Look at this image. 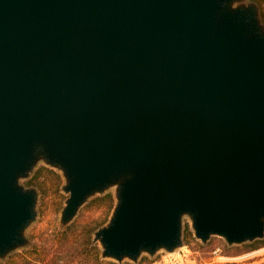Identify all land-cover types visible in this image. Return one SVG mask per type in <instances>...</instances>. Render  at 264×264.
<instances>
[{
	"label": "water",
	"instance_id": "1",
	"mask_svg": "<svg viewBox=\"0 0 264 264\" xmlns=\"http://www.w3.org/2000/svg\"><path fill=\"white\" fill-rule=\"evenodd\" d=\"M43 161L67 226L98 193L94 242L137 262L264 238V22L255 0H0V259L30 244Z\"/></svg>",
	"mask_w": 264,
	"mask_h": 264
},
{
	"label": "rangeland",
	"instance_id": "2",
	"mask_svg": "<svg viewBox=\"0 0 264 264\" xmlns=\"http://www.w3.org/2000/svg\"><path fill=\"white\" fill-rule=\"evenodd\" d=\"M255 1L260 6L258 0ZM21 184L38 191L37 216L26 231L30 243L38 242V246H43V242L46 241H55L58 245L61 241L75 242L78 252L85 254L82 235L90 233L94 239L95 232L110 221L117 202L115 187L109 188L104 193H98L89 198L72 222L64 227L61 224V214L69 194L63 190L66 180L62 171L40 161L30 176L21 180ZM66 228L67 234L63 235V230ZM263 239L229 245L223 237L213 235L206 243H203L195 236L191 221L185 216L183 245L175 251L159 250L154 255L143 253L137 262L129 259L123 262L109 260L114 261L115 264H264V243L261 241ZM98 245L102 251L99 243ZM27 247L15 252L22 254L21 250ZM12 254L6 259H0V264L9 261ZM45 260L47 261L46 257L38 252V264L46 263Z\"/></svg>",
	"mask_w": 264,
	"mask_h": 264
},
{
	"label": "trees",
	"instance_id": "3",
	"mask_svg": "<svg viewBox=\"0 0 264 264\" xmlns=\"http://www.w3.org/2000/svg\"><path fill=\"white\" fill-rule=\"evenodd\" d=\"M264 0H258L261 6V15L264 21ZM67 228L63 230V235L67 234ZM62 235V236H63ZM83 245L85 246L86 253L81 254L78 252V247L75 242H43V246H38V242L30 243L29 246L19 252L13 253L6 263L9 264H38V252L42 253L47 261L44 264H115L114 261L104 259L101 256V250L97 242H94L90 233H84ZM62 237L60 238V240ZM264 243V239L261 240ZM4 264L3 262H1ZM5 263V264H6Z\"/></svg>",
	"mask_w": 264,
	"mask_h": 264
}]
</instances>
